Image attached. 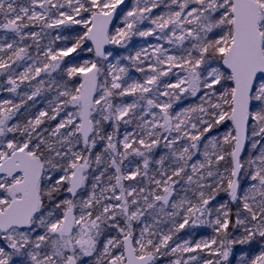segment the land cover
Instances as JSON below:
<instances>
[{
  "label": "snow or ice",
  "instance_id": "6c2138e0",
  "mask_svg": "<svg viewBox=\"0 0 264 264\" xmlns=\"http://www.w3.org/2000/svg\"><path fill=\"white\" fill-rule=\"evenodd\" d=\"M0 33V264H264V0H0Z\"/></svg>",
  "mask_w": 264,
  "mask_h": 264
},
{
  "label": "rangeland",
  "instance_id": "374dc122",
  "mask_svg": "<svg viewBox=\"0 0 264 264\" xmlns=\"http://www.w3.org/2000/svg\"><path fill=\"white\" fill-rule=\"evenodd\" d=\"M161 10H162V9H161ZM65 34H67V33H65ZM0 35H3V33H0ZM55 35H56V31H55V30H51V36H50V37H46L45 40H44V43H47V42H48V39L54 37ZM149 42H152V41L149 40ZM57 43L60 44V43H62V42L58 41ZM142 43H143V41L141 40V38L137 37V39H136V44H135L134 48L137 47V46H140ZM109 50H112V49H111V46H110ZM116 54H117V53H116ZM72 55H73V56H76L75 53L72 54ZM117 55H118V54H117ZM88 57H89V54H88L87 52H84V53L81 54V58H82V59H86V58H88ZM53 75L55 76V74H53ZM132 75H133V76H136V77H139L140 74L137 73V72L134 70L133 73H132ZM57 79H58V77H57ZM25 90H26L25 86H21V90H20V91L22 92V91H25ZM0 96H1L0 100H2V99H10V98H13V94H12L11 96H6L5 92H3V91H0ZM43 97H44V98H38V103H37V105H36V109H37V110L46 107V105H47V100L53 99V97H54V91L51 92V93H49V92H45V93H43ZM31 103H32V102L29 101V104H31ZM203 234H206V233H201V235H203ZM161 264H165V262H164V261H161Z\"/></svg>",
  "mask_w": 264,
  "mask_h": 264
},
{
  "label": "trees",
  "instance_id": "16d2710c",
  "mask_svg": "<svg viewBox=\"0 0 264 264\" xmlns=\"http://www.w3.org/2000/svg\"><path fill=\"white\" fill-rule=\"evenodd\" d=\"M136 39H137V37L134 38V41H133V47H134L135 44H136ZM113 48H117V46H111V49H113ZM116 53H117L118 55H126V54H127V53L124 52L123 49H119V48H117ZM124 63H127V62L124 61ZM134 70H135V69H132V70H131V74L133 73ZM0 82H2V81H0ZM20 90H21V89H19L18 91H20ZM5 94H6V96H11V95H12V94H9V93H6V92H5ZM0 98H1V96H0Z\"/></svg>",
  "mask_w": 264,
  "mask_h": 264
},
{
  "label": "water",
  "instance_id": "95a60500",
  "mask_svg": "<svg viewBox=\"0 0 264 264\" xmlns=\"http://www.w3.org/2000/svg\"><path fill=\"white\" fill-rule=\"evenodd\" d=\"M108 48L110 47V46H107Z\"/></svg>",
  "mask_w": 264,
  "mask_h": 264
}]
</instances>
